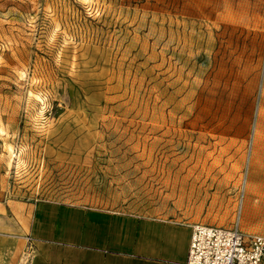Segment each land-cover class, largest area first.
Wrapping results in <instances>:
<instances>
[{
    "label": "rangeland",
    "instance_id": "1",
    "mask_svg": "<svg viewBox=\"0 0 264 264\" xmlns=\"http://www.w3.org/2000/svg\"><path fill=\"white\" fill-rule=\"evenodd\" d=\"M263 158L264 0H0V217L51 201L264 236Z\"/></svg>",
    "mask_w": 264,
    "mask_h": 264
},
{
    "label": "crops",
    "instance_id": "2",
    "mask_svg": "<svg viewBox=\"0 0 264 264\" xmlns=\"http://www.w3.org/2000/svg\"><path fill=\"white\" fill-rule=\"evenodd\" d=\"M255 159L257 152L253 167ZM8 212L0 217L7 237L0 238V264H16V246L27 239L30 264H185L191 238L192 223L173 218L51 201L14 203Z\"/></svg>",
    "mask_w": 264,
    "mask_h": 264
},
{
    "label": "built area",
    "instance_id": "3",
    "mask_svg": "<svg viewBox=\"0 0 264 264\" xmlns=\"http://www.w3.org/2000/svg\"><path fill=\"white\" fill-rule=\"evenodd\" d=\"M239 223L238 216L230 228L191 224L185 264H264V236L243 232Z\"/></svg>",
    "mask_w": 264,
    "mask_h": 264
},
{
    "label": "bare ground",
    "instance_id": "4",
    "mask_svg": "<svg viewBox=\"0 0 264 264\" xmlns=\"http://www.w3.org/2000/svg\"><path fill=\"white\" fill-rule=\"evenodd\" d=\"M202 7H203V6H202ZM202 7H201V8H202ZM159 107H160V106H159ZM184 110H185V109H184ZM185 116H186V115H185ZM182 117H183V116H182ZM182 117H181V118H182ZM233 118H234V117H233ZM161 119H162V118H161ZM184 119H185V118H184ZM196 119H197V118H196ZM226 119H227V118H226ZM161 121H162V120H161ZM181 121H182V119H181ZM178 122H179V121H178ZM180 124H181V123H180ZM187 126H188V125H187ZM169 127H170V125H169ZM169 127H168V128H169ZM180 127H181V126H180ZM255 128H256V126H255ZM158 130H159V132L162 130V129H161V126H159ZM169 130H170V129H169ZM253 131H255L254 128H253ZM161 133H162V132H161ZM161 133L159 134V136H161ZM170 133H171V132H170ZM162 134H163V133H162ZM255 136H256V135H255ZM161 137H162V136H161ZM257 137H258V136H257ZM252 138H253V137H252ZM259 138H260V137H259ZM170 140H171V138H170ZM252 143H253L252 146H254V147L256 148V147L258 146L259 141H258V140L256 141V139H252ZM252 143H251V144H252ZM255 148H254V149H255ZM252 149H253V148H252ZM254 149H253V154H256V152L254 151ZM251 157H252V155L250 156V159H251ZM250 159H249V163H248V168H249L250 166H251L250 168H252V166H253L252 159H251V160H250ZM248 168H247V172H248ZM219 169H220V168H219ZM213 171H215V170H213ZM220 172H221V171H220ZM217 173H218V172H217ZM212 177H213V176H212ZM213 178H214V177H213ZM215 180H216V178H215ZM184 181H185V180H184ZM212 182H213V181H212ZM216 182H217V181H216ZM244 183H245V182H244ZM245 185H246V184H245ZM218 187H219V186H218ZM218 189H219V188H218Z\"/></svg>",
    "mask_w": 264,
    "mask_h": 264
}]
</instances>
